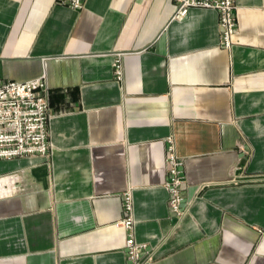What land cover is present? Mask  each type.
I'll list each match as a JSON object with an SVG mask.
<instances>
[{"label": "crops", "instance_id": "crops-1", "mask_svg": "<svg viewBox=\"0 0 264 264\" xmlns=\"http://www.w3.org/2000/svg\"><path fill=\"white\" fill-rule=\"evenodd\" d=\"M234 2L224 48L215 10L170 20L175 0H0V82L44 75L51 142L47 160L0 159L28 186L0 199V264H125L129 189L144 264H264V0Z\"/></svg>", "mask_w": 264, "mask_h": 264}, {"label": "built area", "instance_id": "built-area-1", "mask_svg": "<svg viewBox=\"0 0 264 264\" xmlns=\"http://www.w3.org/2000/svg\"><path fill=\"white\" fill-rule=\"evenodd\" d=\"M59 4L80 9L85 0H56ZM175 10L170 20L184 18L192 8H208L217 12L220 27V45L232 46L233 36L237 32L236 5L234 0H175ZM118 52L112 61L114 81L122 82L123 66ZM49 97L44 75L26 81L0 82V159L23 156H41L47 160L50 153ZM166 167L168 178L165 188L170 196V210L180 217L185 214L182 207V185L185 180L183 158L176 152L173 136L165 137ZM28 190L22 174L18 171L0 174V199L17 195ZM123 217L116 224L126 229L124 248L125 264H144L152 260L147 243L135 240L134 200L132 189L123 194Z\"/></svg>", "mask_w": 264, "mask_h": 264}]
</instances>
